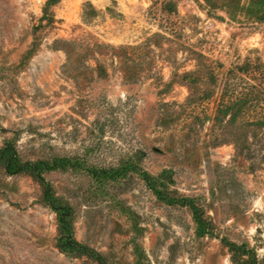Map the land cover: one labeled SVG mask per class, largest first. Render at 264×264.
<instances>
[{
  "label": "rangeland",
  "instance_id": "rangeland-1",
  "mask_svg": "<svg viewBox=\"0 0 264 264\" xmlns=\"http://www.w3.org/2000/svg\"><path fill=\"white\" fill-rule=\"evenodd\" d=\"M8 145L0 264H264V0H0Z\"/></svg>",
  "mask_w": 264,
  "mask_h": 264
},
{
  "label": "trees",
  "instance_id": "trees-1",
  "mask_svg": "<svg viewBox=\"0 0 264 264\" xmlns=\"http://www.w3.org/2000/svg\"><path fill=\"white\" fill-rule=\"evenodd\" d=\"M6 154L9 155L7 160H6L7 161L6 167H7L8 173L15 174V173H19V172H22L24 170L29 169L32 172H34L40 178V180L43 184H46L45 180L42 178L41 169L50 170L53 167H49L46 163L41 162L38 164L22 165V166H19L17 169L12 170L14 165H16V163H18V161H19L18 153L15 152L14 148L11 145H8L3 150V152L0 153V162L5 159ZM40 167H42V168H40ZM104 171L105 170H103V173H104ZM144 173H145V175H147L146 171ZM153 188L155 189V186H153ZM48 189H49V186L47 185V190ZM67 213H69V212H67ZM197 224L199 225V231H200L202 229L200 221L197 220ZM68 245L70 246V249H75V247H77V245L71 241L68 242ZM226 245L228 246V248L231 252V255H232L231 259H232L233 264H249L246 259H248L250 257L251 252H253V250H251L247 244H237L235 242H229Z\"/></svg>",
  "mask_w": 264,
  "mask_h": 264
}]
</instances>
